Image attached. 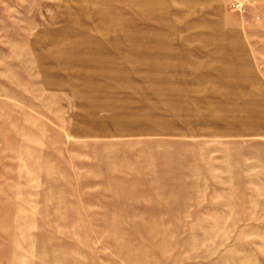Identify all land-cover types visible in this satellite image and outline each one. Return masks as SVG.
<instances>
[{
	"label": "rangeland",
	"instance_id": "374dc122",
	"mask_svg": "<svg viewBox=\"0 0 264 264\" xmlns=\"http://www.w3.org/2000/svg\"><path fill=\"white\" fill-rule=\"evenodd\" d=\"M0 264H264V2L0 0Z\"/></svg>",
	"mask_w": 264,
	"mask_h": 264
},
{
	"label": "crops",
	"instance_id": "0c3cea01",
	"mask_svg": "<svg viewBox=\"0 0 264 264\" xmlns=\"http://www.w3.org/2000/svg\"><path fill=\"white\" fill-rule=\"evenodd\" d=\"M255 1H258V2H264V0H255Z\"/></svg>",
	"mask_w": 264,
	"mask_h": 264
}]
</instances>
